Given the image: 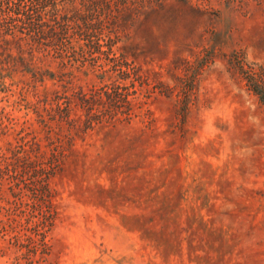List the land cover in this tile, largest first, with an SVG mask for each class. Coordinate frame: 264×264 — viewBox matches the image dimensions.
Returning a JSON list of instances; mask_svg holds the SVG:
<instances>
[{
  "label": "rangeland",
  "instance_id": "rangeland-1",
  "mask_svg": "<svg viewBox=\"0 0 264 264\" xmlns=\"http://www.w3.org/2000/svg\"><path fill=\"white\" fill-rule=\"evenodd\" d=\"M118 4L0 65V264H264V0Z\"/></svg>",
  "mask_w": 264,
  "mask_h": 264
},
{
  "label": "trees",
  "instance_id": "trees-1",
  "mask_svg": "<svg viewBox=\"0 0 264 264\" xmlns=\"http://www.w3.org/2000/svg\"><path fill=\"white\" fill-rule=\"evenodd\" d=\"M119 1L80 0L82 9L76 7L77 0H0V65H7L11 70L18 67L24 72H31L33 78L43 81L48 75L47 71H34L30 56L25 57L27 49L24 44L29 41L34 44L43 42L47 46L54 44L56 40L64 43L71 33L83 35L87 40L85 46L93 51L97 47L98 53H112L118 39L117 36L111 37V34L114 33L115 18L119 13ZM123 4L125 3L120 5ZM33 5L37 6L36 10L32 9ZM24 18L29 21V28L34 34L32 41L26 39L23 34L12 33L13 29L25 26ZM49 18L60 27H51L48 24ZM1 28L4 32H1ZM10 34L9 39L7 36ZM101 40L107 43L106 51H101ZM79 48H82V45H79Z\"/></svg>",
  "mask_w": 264,
  "mask_h": 264
}]
</instances>
